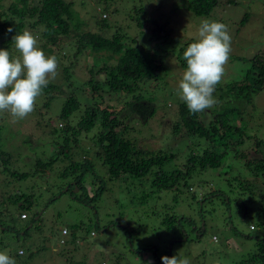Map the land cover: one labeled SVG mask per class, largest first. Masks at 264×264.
Masks as SVG:
<instances>
[{
	"label": "rangeland",
	"instance_id": "1",
	"mask_svg": "<svg viewBox=\"0 0 264 264\" xmlns=\"http://www.w3.org/2000/svg\"><path fill=\"white\" fill-rule=\"evenodd\" d=\"M64 1L71 4L87 29L96 30L95 21L101 19H105L108 28L98 34L91 48L75 57L73 52L65 50L69 42L65 39L59 40L57 47L51 46L46 38L47 31L46 34L33 32L27 40L11 45L0 63V98L20 76H25L51 83L65 93L73 91L75 97L83 99L89 90L81 87L91 80V74L96 81L103 76L102 72L94 74V69L101 67L102 58L111 54L114 46L108 39L111 33L120 31L129 37L136 35L139 43L146 42L145 36H150L152 26L144 23L138 29L132 19L140 15L135 11L141 8L145 16L160 25L161 22L165 24L162 29L169 43L161 47L162 53L166 50L161 55L166 73L164 81H158L159 87L154 89L158 94L154 116L147 123L124 121L125 138L142 151L183 148L179 138H172L167 129L173 122V115L168 113L176 110L177 102L175 98H165L169 90L177 99L187 97L205 108L221 110L222 105L216 104L215 96L218 98V94L224 92L214 91L212 96L200 94L191 74L201 75L207 71L205 78L216 83L217 88L239 81L249 68V58L264 47V0H217L216 7L205 17L188 12L187 0ZM11 2L17 4L18 0H0V11ZM243 16L245 20L240 25ZM185 40L199 45V58L191 57L189 52L186 66H182L181 59L176 61L175 56ZM183 48L187 49L186 45ZM107 64L113 62L110 60ZM62 101L58 97L44 108V98L36 97L30 99L27 106L12 101L0 107L4 150L14 160L7 169L25 173L21 180L13 179L8 170L0 174V195L4 193L5 205L20 196L19 192L28 200L36 201L35 208L29 210L4 206L8 216L1 219L0 224L4 230L13 226L18 232L15 229L4 231L3 241L9 246L0 251V257L4 256L0 264H7V250L10 264H237L243 260L251 264L253 257L260 258L261 251L255 239L264 238V223L256 207L259 200L264 199V179L259 178L260 175L254 179L251 168L248 170L243 161L253 157L255 149V155L264 159V87L252 95L249 102L232 104L241 110L230 117L241 131V137L235 134L233 138L243 141L228 147L225 164L219 171L192 173L187 180L190 191L177 185L175 191L155 193L147 183L136 188L127 177L125 180L108 179L99 160L93 157L95 150L89 140L94 130L88 133L77 144L87 156L79 149H72L76 153L72 160L85 158L92 163L90 172L94 175L84 172L81 176L87 196H91L92 185L97 183L94 176L101 180L102 194L94 203L75 188L71 190L74 198L66 192L65 184L82 172L75 168L70 171L71 167H66L69 161L49 164L44 173L42 163H32L39 154L50 151L48 132L56 125L63 126V122H55ZM208 109L205 111L210 112ZM33 115L47 124L42 132L33 126L37 121ZM186 146L191 143L186 142ZM63 172L66 176H61ZM208 172L209 178L204 181ZM239 187L244 188L240 190ZM248 188L256 197L250 202ZM242 189L245 193H241ZM238 194L241 198H237ZM240 200L247 207L242 213L236 204ZM20 213L27 219L19 220ZM23 232L26 235L22 236ZM17 249L22 255H15Z\"/></svg>",
	"mask_w": 264,
	"mask_h": 264
},
{
	"label": "trees",
	"instance_id": "2",
	"mask_svg": "<svg viewBox=\"0 0 264 264\" xmlns=\"http://www.w3.org/2000/svg\"><path fill=\"white\" fill-rule=\"evenodd\" d=\"M217 4V0H187L185 8L196 17H205L209 16ZM135 12L140 14L136 19L132 18L136 21L138 29L144 23L153 27L149 31L150 36L148 38L145 36L146 42L139 43V38L136 35L129 37L128 34L120 31L111 33L108 38L114 44L111 54L107 58H102L101 67L94 69V74L102 72L103 76L96 81L92 79L91 74V80L85 82L81 87L89 90V94H84L83 99L80 100L79 97H75L73 91L65 93L59 91L58 87L51 83L25 76H20L4 97L0 98V107H2V105L11 104L12 101L27 106L30 99L43 97L45 100L44 108H47L58 97L63 99L55 121L63 122V126L56 125L48 132L47 142L50 151L46 154H39L32 160V163H42L40 166H42L44 173L47 165L67 160L70 163L66 167H71L70 171L74 168L82 171L70 182H67V185L65 184L67 186L66 192L71 197H73L71 192L73 188L79 192L82 191L85 199L93 203L102 194L101 180L98 179L97 175L94 176L97 183L92 185L94 189H92L91 196H87V190L81 184V176L84 172L92 174L90 172L92 171V163L89 159L72 160L73 156L76 155L72 149H79L83 155L87 156V152L82 151V148H79L77 144L93 130V136L89 140L93 143L92 146L95 150L93 157L99 160V164L103 167L108 179L122 178L125 180L127 177L137 185L136 188H141L147 183L149 189L155 193L166 192L167 190L175 191L177 185H181L185 190L190 191L191 188L187 184V180L192 173H203L209 170L219 171L225 164L228 147L240 145L243 141L237 142L233 138L235 134L241 137V131L230 117L238 115L241 110L232 104L236 101L249 102V98L264 87V47L249 58V68L246 70L244 78L239 81L227 85L223 84L217 88L216 83L205 78L207 71L201 75L191 74L200 94L212 96L214 91L224 92L218 94V98L215 96L216 104H219V107L222 105L221 110L205 108L192 103L187 97L177 99L169 90L165 94V98L170 100L175 98L177 102L175 103L176 110L168 113V115H173V122L167 129L172 138H179L183 148L177 147L175 151H142L134 145V142L125 138L124 133L126 131L123 125L124 121L128 120L147 123L154 116L156 96H158L155 90L159 87L158 81L163 80L166 73L163 69L164 63L161 56L166 53V50L162 53L161 47L169 45V43L166 41V35L162 29L165 25L163 22L160 21L162 23L160 25L154 19L147 17L148 15L145 16L141 8ZM244 20L245 16L242 17L239 24L241 25ZM95 26L98 28L94 31L87 29L85 23L72 10L71 4L64 0H18L17 4L11 2L4 11H0V63L5 58V54L9 52L11 45L21 40H27L28 35L33 32L46 34L45 31L48 32L46 38L51 46L57 47L59 40L69 41L65 50L67 53L69 50L73 52L72 55L75 57L86 48H91L98 34L108 28L105 19L95 21ZM40 30L42 32H39ZM149 45L152 46L151 49L148 48ZM184 45L187 49L183 48ZM189 52L191 57L194 56L198 59L199 45L192 40H185L175 56L176 61L177 58L178 60L181 59L182 66H186L185 62H187V53ZM110 60L113 64H107ZM179 64L181 63L179 62ZM62 71L65 74L66 69L63 68ZM67 76L65 74V77ZM128 98L129 101H126ZM130 99L132 104H130ZM109 100L112 102L110 103ZM82 103H84L83 106H81ZM205 109L210 110V112L205 111ZM212 112L215 113L211 116ZM33 116L38 118L37 115ZM205 117L208 119L206 120ZM43 123L37 119L33 122V126L39 127V131L42 132L47 125ZM3 126L5 129L4 123ZM120 126H122L121 129H119ZM1 128L2 123H0ZM1 136L2 133L0 135V174L9 171L7 166L14 163L12 155L4 150V138ZM186 142H190L191 146H186ZM178 149L179 151L174 153ZM184 151L186 153L182 156ZM253 154L254 158L251 157L243 161L244 166L248 170L251 168L254 179L257 180L258 175H260L259 178L264 179V159L255 155L257 154L256 149ZM9 173L16 180H21L25 175V173H17L16 171H9ZM61 176H66L65 172ZM208 178L209 172L205 174L204 181ZM204 183L207 184V182ZM241 188L239 187L240 190ZM136 191L138 192L139 189ZM19 193L20 196L7 203L9 205L4 204V193L0 195V222H2L1 219L8 216V209H5L4 206H7L6 208L9 206L17 207L20 210L35 208L36 201L28 200V197L26 198L21 192ZM241 193H245L244 189ZM253 193V190L248 188L249 202L256 198L252 196ZM144 195H148V193L141 196ZM262 195L264 197V191ZM52 196L49 198L50 200ZM237 198H241V196L238 194ZM203 200L204 197L199 201L202 202ZM236 204L239 205L240 213L247 210L243 200ZM256 210L261 213V219L264 223V199L259 200V206L256 207ZM36 211L34 213L37 216ZM21 215L23 217H20ZM26 219L27 216L24 213L19 214V220ZM5 228L4 230L0 224V251L9 246L7 242L4 244V231L15 229L13 226ZM16 232L18 231L16 230ZM21 235H26V232ZM255 240L261 253L258 254L259 259L255 260L253 257L251 264H264V238H256ZM18 251L20 250L17 249L15 255H22V251L19 254ZM142 251L148 252L149 250ZM140 252L141 250L138 251V253ZM9 257L10 253L7 250L5 258L7 264L11 263L8 261ZM2 258L0 257V261L4 262ZM154 260L157 259L154 258ZM237 264H245V262L243 260Z\"/></svg>",
	"mask_w": 264,
	"mask_h": 264
},
{
	"label": "clouds",
	"instance_id": "3",
	"mask_svg": "<svg viewBox=\"0 0 264 264\" xmlns=\"http://www.w3.org/2000/svg\"><path fill=\"white\" fill-rule=\"evenodd\" d=\"M227 154V153H226ZM20 253V251H18V254Z\"/></svg>",
	"mask_w": 264,
	"mask_h": 264
},
{
	"label": "built area",
	"instance_id": "4",
	"mask_svg": "<svg viewBox=\"0 0 264 264\" xmlns=\"http://www.w3.org/2000/svg\"><path fill=\"white\" fill-rule=\"evenodd\" d=\"M20 217H23V215H21Z\"/></svg>",
	"mask_w": 264,
	"mask_h": 264
},
{
	"label": "crops",
	"instance_id": "5",
	"mask_svg": "<svg viewBox=\"0 0 264 264\" xmlns=\"http://www.w3.org/2000/svg\"><path fill=\"white\" fill-rule=\"evenodd\" d=\"M251 230V229H250Z\"/></svg>",
	"mask_w": 264,
	"mask_h": 264
},
{
	"label": "water",
	"instance_id": "6",
	"mask_svg": "<svg viewBox=\"0 0 264 264\" xmlns=\"http://www.w3.org/2000/svg\"><path fill=\"white\" fill-rule=\"evenodd\" d=\"M76 190V189H75Z\"/></svg>",
	"mask_w": 264,
	"mask_h": 264
}]
</instances>
